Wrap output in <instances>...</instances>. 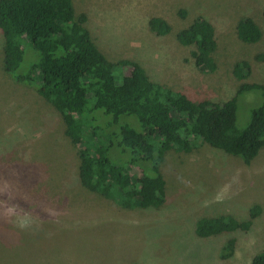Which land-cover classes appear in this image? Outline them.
<instances>
[{
  "label": "rangeland",
  "instance_id": "rangeland-1",
  "mask_svg": "<svg viewBox=\"0 0 264 264\" xmlns=\"http://www.w3.org/2000/svg\"><path fill=\"white\" fill-rule=\"evenodd\" d=\"M73 3L77 15L87 16L94 42L110 61L138 62L151 80L193 101L232 98L243 83L234 66L243 60L252 65L245 82L264 85V0ZM201 16L216 30L214 73L200 71L191 56L195 47L177 40L178 32ZM154 17L170 24L169 35L150 30ZM244 18L261 28L260 42L239 40L237 25ZM3 46L0 30V264H250L264 250V148L250 164L207 144L190 154L171 152L162 164L167 203L159 209H122L81 186L78 148L66 137L60 113L36 88L16 83L4 71ZM39 60L27 44L19 72ZM115 72L121 81L128 69ZM261 102L257 90L240 96V130ZM257 205L261 214L248 232L196 235L202 218L229 215L246 221ZM231 238L234 255L223 260Z\"/></svg>",
  "mask_w": 264,
  "mask_h": 264
},
{
  "label": "trees",
  "instance_id": "trees-1",
  "mask_svg": "<svg viewBox=\"0 0 264 264\" xmlns=\"http://www.w3.org/2000/svg\"><path fill=\"white\" fill-rule=\"evenodd\" d=\"M262 16L264 21V11ZM87 20L85 14H76L73 0H0L4 71L16 83L36 88L60 113L66 137L78 148L79 179L85 190L122 209H159L168 201L162 172L167 154H190L207 144L245 164L259 155L264 148V85L245 82L252 74L249 61L234 66V76L243 83L232 98L196 102L151 80L138 62L110 61L94 42ZM149 27L160 37L172 31L158 17L149 21ZM237 36L243 43L256 44L263 33L255 21L244 18L237 25ZM177 40L195 47L191 56L200 71H217L218 39L209 20L196 18L178 32ZM27 44L40 60L20 73ZM117 67L128 69L121 81ZM252 90L261 93L262 102L240 130L239 98ZM261 210L254 206L246 221L229 215L202 218L196 235L248 232ZM235 247L236 239H229L221 258L230 259ZM250 264H264V250Z\"/></svg>",
  "mask_w": 264,
  "mask_h": 264
},
{
  "label": "clouds",
  "instance_id": "clouds-1",
  "mask_svg": "<svg viewBox=\"0 0 264 264\" xmlns=\"http://www.w3.org/2000/svg\"><path fill=\"white\" fill-rule=\"evenodd\" d=\"M8 211L9 212H14L15 211V208L14 207L13 208H9Z\"/></svg>",
  "mask_w": 264,
  "mask_h": 264
}]
</instances>
